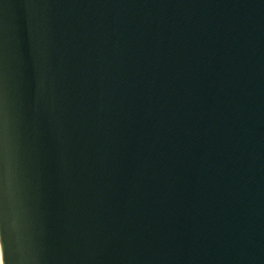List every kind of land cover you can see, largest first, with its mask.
Wrapping results in <instances>:
<instances>
[{"label":"water","instance_id":"1","mask_svg":"<svg viewBox=\"0 0 264 264\" xmlns=\"http://www.w3.org/2000/svg\"><path fill=\"white\" fill-rule=\"evenodd\" d=\"M264 264V0H0V258Z\"/></svg>","mask_w":264,"mask_h":264},{"label":"snow or ice","instance_id":"2","mask_svg":"<svg viewBox=\"0 0 264 264\" xmlns=\"http://www.w3.org/2000/svg\"><path fill=\"white\" fill-rule=\"evenodd\" d=\"M0 264H6V257L0 258Z\"/></svg>","mask_w":264,"mask_h":264}]
</instances>
